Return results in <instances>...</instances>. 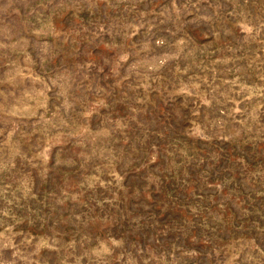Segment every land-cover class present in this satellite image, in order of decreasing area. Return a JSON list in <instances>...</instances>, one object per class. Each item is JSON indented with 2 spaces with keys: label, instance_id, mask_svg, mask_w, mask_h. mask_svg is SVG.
<instances>
[{
  "label": "rangeland",
  "instance_id": "rangeland-1",
  "mask_svg": "<svg viewBox=\"0 0 264 264\" xmlns=\"http://www.w3.org/2000/svg\"><path fill=\"white\" fill-rule=\"evenodd\" d=\"M0 264H264V0H0Z\"/></svg>",
  "mask_w": 264,
  "mask_h": 264
}]
</instances>
